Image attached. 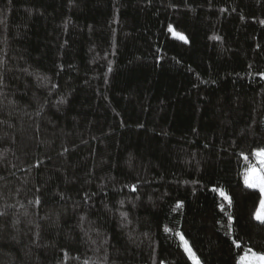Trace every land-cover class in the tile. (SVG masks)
I'll return each instance as SVG.
<instances>
[{"label": "trees", "instance_id": "obj_1", "mask_svg": "<svg viewBox=\"0 0 264 264\" xmlns=\"http://www.w3.org/2000/svg\"><path fill=\"white\" fill-rule=\"evenodd\" d=\"M259 150L264 0H0V264L264 255Z\"/></svg>", "mask_w": 264, "mask_h": 264}, {"label": "rangeland", "instance_id": "obj_2", "mask_svg": "<svg viewBox=\"0 0 264 264\" xmlns=\"http://www.w3.org/2000/svg\"><path fill=\"white\" fill-rule=\"evenodd\" d=\"M173 34L180 39H185L184 36L176 33L175 31ZM244 181L247 187L260 191L262 195L261 204L256 213V220L264 222V150L255 152L251 167L247 171ZM181 243L191 262L193 264H202L185 238L181 237ZM239 264H264V255L255 252L246 253L239 260Z\"/></svg>", "mask_w": 264, "mask_h": 264}]
</instances>
